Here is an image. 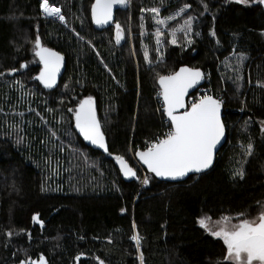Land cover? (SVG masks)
<instances>
[{"label":"trees","instance_id":"1","mask_svg":"<svg viewBox=\"0 0 264 264\" xmlns=\"http://www.w3.org/2000/svg\"><path fill=\"white\" fill-rule=\"evenodd\" d=\"M41 2L0 0V264L41 256L47 264H141V253L143 264H224L223 240L199 220L239 222L264 206V4L204 0V11L201 0H132L117 12L115 25L124 29L117 43L115 25L94 28V0H49L65 24L46 17ZM184 4L191 7L168 22L161 49L156 30L163 28L147 10L160 8L164 18ZM189 15L192 42L178 33L173 44L172 28ZM37 36L67 60L54 90L35 79ZM182 66L203 70L206 88L223 100L228 142L210 172L179 184L147 173L144 185L132 157L165 132L158 80ZM89 95L110 152L138 172V183L125 182L78 136L69 109Z\"/></svg>","mask_w":264,"mask_h":264},{"label":"snow or ice","instance_id":"2","mask_svg":"<svg viewBox=\"0 0 264 264\" xmlns=\"http://www.w3.org/2000/svg\"><path fill=\"white\" fill-rule=\"evenodd\" d=\"M237 3L248 4L249 0H236ZM258 4H264V0H253ZM129 0H95L92 5V19L97 25L108 24L113 18V9L116 5H127ZM203 10L208 11L207 3L201 0ZM40 7L48 17L58 18L61 22H66L61 8L53 6L49 0H42ZM191 7L184 4L178 10L167 17H160V8H151L147 11L153 14V19L157 25L168 26V22L176 20L187 13ZM196 18L187 16L183 23L172 28V43H176L177 33H183L188 37L193 32V23ZM215 19V17H213ZM143 21V17H141ZM116 42L124 38V29L116 23ZM143 27V24H141ZM199 35V33H196ZM78 35V34H77ZM162 35L161 29L157 28L156 43L160 44L159 37ZM215 36V31L211 33ZM189 43L192 41L189 40ZM35 55L39 57V62L43 65L39 75L35 78L40 81L45 88H54L57 77L63 66L64 57L60 53L42 46L39 36L35 40ZM235 55V52L233 53ZM241 63L245 59L243 55L237 57ZM145 59L148 54L145 52ZM151 63V61H149ZM27 68V65H21ZM16 70L13 69V72ZM205 74L200 69L182 67L178 72L171 75L160 76L159 93L163 98V110L170 121V130L162 139H157L146 151L138 152L140 160L147 166L148 171L154 173L156 177L178 179L187 176L189 173H200L209 169L213 164L214 154L217 145L225 135V125L221 119L222 99L214 98L212 95H203L198 101H193L190 105L186 103L185 97L189 89L196 87ZM239 79V77H237ZM19 83V81H17ZM69 111H73L69 109ZM75 128L94 145L108 151L104 134L101 131V124L97 118L95 102L92 97L80 102L79 107L74 112ZM264 131V129H262ZM55 135V133H52ZM252 145L247 146L248 154L251 155ZM110 154V153H109ZM120 164V170L125 177H136V171L128 166L123 156L115 158ZM241 179L244 177L243 169L236 173ZM142 184L149 183L145 177ZM239 223L233 224L229 217H223L217 222L218 228H209L207 221L209 217L199 220L201 227L208 230L211 235L222 239L226 246V256L224 264H264V206L262 210L252 218H247L245 213L240 214ZM38 220V216L34 217ZM42 224V222H41ZM135 227V225H133ZM9 237L11 232L7 234ZM135 241L137 248L141 243V237L137 233L131 237ZM79 259V257L77 258ZM140 261L143 264V254H140ZM21 264H47L45 257L41 256L38 262L25 260ZM99 264H104L100 261Z\"/></svg>","mask_w":264,"mask_h":264},{"label":"water","instance_id":"3","mask_svg":"<svg viewBox=\"0 0 264 264\" xmlns=\"http://www.w3.org/2000/svg\"><path fill=\"white\" fill-rule=\"evenodd\" d=\"M93 4H95V0H94ZM125 7H126V5H116V6L114 7V9H113V18H112V20H111L108 24H105V25H102V26H101V25H97V24L93 21V19H92V14H91V19H92V23H93L94 28H95L97 31H100V32H101V31H105V30L111 28L112 26H114V25H115V22H116L117 12L120 11V10H122V9H124ZM123 36H124V35H123ZM123 40H124V38H123L120 42H122ZM51 50H52V49H51ZM53 51H55V50H53ZM55 52H57V51H55ZM58 53H59V52H58ZM60 55H62V54H60ZM62 56L64 57V62H63V66H62L61 69H60V73H59V75H58V77H57L56 86H55L54 88H51V89H49V88H45V87H44V88L47 89V90H54V89H56V88L59 86V84H60V80L62 79L63 75H64L65 72H66L67 60H66V57H65L64 55H62ZM182 67L191 68V67H189V66H182ZM182 67H180V68H182ZM42 68H43V65H42ZM180 68L178 69V71L180 70ZM194 69H195V68H194ZM41 70H42V69H41ZM200 70H201V69H200ZM178 71H177V72H178ZM201 71L204 73L203 70H201ZM204 74H205V73H204ZM170 75H171V74H170ZM166 76H167V75H166ZM205 83H206V74H205V78H204L203 80H201V81L199 82V84L196 85V87H194V88H192V89H189V92H188L187 96L185 97V100H186V103H187V104H188V100H189V98H190L193 94H195L199 89H201L202 87H204ZM41 84H42V83H41ZM42 85H43V84H42ZM43 86H44V85H43ZM158 87H159V89H160V91H161L160 84H159V80H158ZM88 97H92L93 100H94V102H95V108H96L97 118H98V120L100 121V124H101V131H102V133L104 134V137H105V143H106V145H107V149H108V151L106 152L104 149L100 148L98 145H94V144H92L90 141L85 140L84 137H83V136L79 133V131L75 128V130H76L78 136L81 138V140L84 142V144H85L86 146H88L89 148H92L93 150L100 151V152L103 153L106 157H108L110 160H112V161L114 162V164L117 166L118 170L120 171L121 176H122V178L125 180V182H128V183L136 182V183H138L139 180H140V179H139V174H138V172L134 169V170L136 171V173H137V176H136V177H125V176L123 175L122 171L120 170V164H119V163L117 162V160L115 159V158L117 157V155L112 154V153L110 152V148H109L108 140H107V137H106V135H105V133H104L103 126H102V123H101V120H100L99 111H98V103H97L96 98L93 97V96H90V95H89V96H86V97H84V98H82V99L78 102L77 106L73 109V113H74L75 110L79 107L80 102H82L83 100L87 99ZM214 98H215V97H214ZM162 100H163V98H162ZM224 109H225V106H224V103H223L222 108H221V119H222L223 123H224ZM164 114H165L166 119L169 121V119H168V117H167V115H166L165 112H164ZM74 121H75V116H74ZM169 122H170V121H169ZM224 125H225V123H224ZM228 138H229V134H228L227 128H226V126H225V135H224V138H223V139L221 140V142L217 145V149H216L215 154H214L213 164H212V166H211L209 169H207V170H205V171H203V172H200V173H189L187 176L182 177V178H178V179H175V180L170 179V178H164V177H156L154 173H151L150 171H148L147 166L144 165V164L142 163V161L140 160L139 156L137 155L138 152H142V151H138V152L136 153V161H137V163H138V164H139V165H140V166H141V167H142V168H143L148 174L152 175V176H153L155 179H157L158 181L166 182V183H172V184H179V183H183V182L187 181L191 176H200V175H203V174H206V173L210 172V171L214 168V166H215V164H216V161H217V158H218V155H219L220 151H221L222 148L227 144V142H228ZM144 151H146V150H144ZM109 153H110V154H109ZM127 164H128V166L132 167L129 163H127Z\"/></svg>","mask_w":264,"mask_h":264},{"label":"built area","instance_id":"4","mask_svg":"<svg viewBox=\"0 0 264 264\" xmlns=\"http://www.w3.org/2000/svg\"><path fill=\"white\" fill-rule=\"evenodd\" d=\"M48 17V16H46ZM48 18H54L55 17H48ZM58 19V18H56ZM206 78H207V83H208V76L206 75ZM160 93V92H159ZM159 93L155 96V99L157 101V105H159V108L162 112H164L163 110V100H162V96L159 95ZM203 95H212L211 92H210V88H206V85L204 87H202L201 89H199L195 94H193L189 100H188V104L190 105L193 101H198L199 98ZM213 96V95H212ZM166 130L165 132L161 135V136H158L155 140H152V141H148V142H145L144 145L141 147V149H139V151H144V150H147V148L154 142H156L157 139H162L165 137V134L170 130V122L166 119ZM134 158L136 159V155L134 156ZM139 165V164H138ZM140 169H141V172L143 174L144 177H146V174L147 172L139 165Z\"/></svg>","mask_w":264,"mask_h":264},{"label":"rangeland","instance_id":"5","mask_svg":"<svg viewBox=\"0 0 264 264\" xmlns=\"http://www.w3.org/2000/svg\"><path fill=\"white\" fill-rule=\"evenodd\" d=\"M232 1H234V2H236V0H232ZM131 4H132V0H129V3L126 5V6H128L129 5V7L131 6ZM242 4H244V3H242ZM249 4V3H248ZM248 4H246V5H248ZM43 12V11H42ZM45 15V14H44ZM46 16V15H45ZM56 19V18H55ZM57 21L58 22H60V23H64L65 24V22H61L59 19H57ZM159 26H161L163 29H161V32H165L166 30H167V28L165 27V26H163V25H159ZM179 33V32H178ZM177 33V34H178ZM190 35H191V33L189 34V36L187 37L189 40H190ZM131 38H132V35H131ZM161 38H162V35L159 37V39H160V41H161V43L159 44V46H160V48L162 49V40H161ZM262 38H263V40H264V35H262ZM176 42H177V38H176ZM176 44V43H175ZM163 51V50H162ZM206 83H207V80H206ZM132 158H134V157H132ZM135 162L137 163V161H136V159H135ZM218 221H221V220H218ZM218 221H211V220H208L207 221V223H208V225H209V228H211V229H213V230H216L217 228H218V225H217V222ZM231 222L233 223V224H235V223H239V222H234V221H232V219H231ZM208 231V230H207ZM209 232V231H208ZM210 233V232H209Z\"/></svg>","mask_w":264,"mask_h":264},{"label":"bare ground","instance_id":"6","mask_svg":"<svg viewBox=\"0 0 264 264\" xmlns=\"http://www.w3.org/2000/svg\"><path fill=\"white\" fill-rule=\"evenodd\" d=\"M206 80H207V78H206ZM206 84V83H205ZM205 86V85H204ZM86 97V96H85Z\"/></svg>","mask_w":264,"mask_h":264}]
</instances>
